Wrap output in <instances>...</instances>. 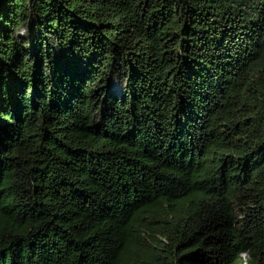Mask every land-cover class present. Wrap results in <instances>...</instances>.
Returning <instances> with one entry per match:
<instances>
[{
    "label": "trees",
    "instance_id": "trees-1",
    "mask_svg": "<svg viewBox=\"0 0 264 264\" xmlns=\"http://www.w3.org/2000/svg\"><path fill=\"white\" fill-rule=\"evenodd\" d=\"M0 264H264V0H0Z\"/></svg>",
    "mask_w": 264,
    "mask_h": 264
},
{
    "label": "water",
    "instance_id": "water-1",
    "mask_svg": "<svg viewBox=\"0 0 264 264\" xmlns=\"http://www.w3.org/2000/svg\"><path fill=\"white\" fill-rule=\"evenodd\" d=\"M111 89L117 94L121 93V87L117 81L112 82Z\"/></svg>",
    "mask_w": 264,
    "mask_h": 264
},
{
    "label": "rangeland",
    "instance_id": "rangeland-1",
    "mask_svg": "<svg viewBox=\"0 0 264 264\" xmlns=\"http://www.w3.org/2000/svg\"><path fill=\"white\" fill-rule=\"evenodd\" d=\"M24 31L22 30L20 33H23ZM248 256L246 254L243 255V258H247Z\"/></svg>",
    "mask_w": 264,
    "mask_h": 264
}]
</instances>
